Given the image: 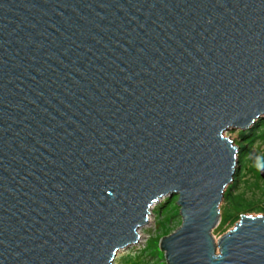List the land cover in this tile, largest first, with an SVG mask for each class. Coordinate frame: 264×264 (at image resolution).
I'll list each match as a JSON object with an SVG mask.
<instances>
[{
	"label": "water",
	"instance_id": "1",
	"mask_svg": "<svg viewBox=\"0 0 264 264\" xmlns=\"http://www.w3.org/2000/svg\"><path fill=\"white\" fill-rule=\"evenodd\" d=\"M262 119L264 0H0V264H113L172 196L167 264H264V216L212 234Z\"/></svg>",
	"mask_w": 264,
	"mask_h": 264
},
{
	"label": "rangeland",
	"instance_id": "2",
	"mask_svg": "<svg viewBox=\"0 0 264 264\" xmlns=\"http://www.w3.org/2000/svg\"><path fill=\"white\" fill-rule=\"evenodd\" d=\"M263 122V124L261 123ZM240 130H231L225 133L239 148L235 175L225 192L228 197L239 196L244 208L240 215L264 216V179L259 176V170L264 168V119L257 121L251 129L243 131L247 134L245 139L240 138ZM250 134V135H249ZM253 139V143L246 141ZM242 143L243 150L240 149ZM227 199L221 202L220 213L227 210ZM177 196L165 197L152 205L145 226L137 230L140 238L137 243L121 250L115 256L113 264H167L164 252L159 248L161 238L172 234L181 225ZM239 214H237L238 216ZM222 217V216H221ZM239 218L230 219L212 231L216 239L232 230Z\"/></svg>",
	"mask_w": 264,
	"mask_h": 264
},
{
	"label": "trees",
	"instance_id": "3",
	"mask_svg": "<svg viewBox=\"0 0 264 264\" xmlns=\"http://www.w3.org/2000/svg\"><path fill=\"white\" fill-rule=\"evenodd\" d=\"M263 124V122H261ZM250 135V134H249ZM240 138L245 139L247 137V134H245V132H241L239 134ZM250 137V136H249ZM258 137H264V132L261 136ZM253 139L248 138V140L246 141V143L248 142L249 144L253 143ZM239 146L240 149L243 150V146L242 143L239 142ZM223 199H227V203H228V207L227 210H225L224 212L221 213V222L225 223L226 221L230 220V219H235V218H240V211L244 208V206H242V202H241V198L239 196H235V197H228V193L224 192V197ZM237 214H239L237 216Z\"/></svg>",
	"mask_w": 264,
	"mask_h": 264
}]
</instances>
